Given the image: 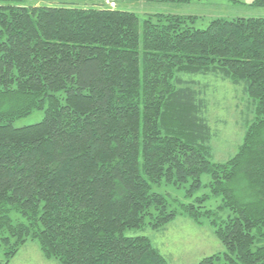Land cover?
Instances as JSON below:
<instances>
[{
	"label": "trees",
	"instance_id": "trees-1",
	"mask_svg": "<svg viewBox=\"0 0 264 264\" xmlns=\"http://www.w3.org/2000/svg\"><path fill=\"white\" fill-rule=\"evenodd\" d=\"M127 1L139 0L0 5L5 264L30 240L59 264H169L147 237L125 232L178 215L210 219L227 250L198 264H264V18L197 29L194 17L140 20L115 8ZM194 74L243 84L253 99L255 120L226 163L212 161L209 101L184 77ZM35 111L41 122L14 126ZM205 174L216 209L204 205L208 194L171 208L152 191L189 184L193 196ZM226 209L227 219H211Z\"/></svg>",
	"mask_w": 264,
	"mask_h": 264
},
{
	"label": "rangeland",
	"instance_id": "rangeland-1",
	"mask_svg": "<svg viewBox=\"0 0 264 264\" xmlns=\"http://www.w3.org/2000/svg\"><path fill=\"white\" fill-rule=\"evenodd\" d=\"M255 0H193L189 3L147 2L145 0L120 2L115 5L122 11L137 15L140 20L150 15H178L194 17L190 23L197 29H206L211 21L218 18L233 20L237 18H264V7L254 5ZM81 0H0V5L24 4L26 6H62L79 4ZM114 7V6H113ZM186 80L195 82L205 91L209 101L208 120L214 132L212 142L214 163H226L236 155L242 145L250 124L255 120L253 99L245 92L243 84L235 85L215 75H184ZM44 111L14 122V126L24 127L43 120ZM209 175L202 176V188L189 196V184L177 188L170 184L154 185L153 192L167 196L171 208L179 203L190 204L204 195H211L208 187ZM222 204L221 197L212 196L204 203L206 208L216 209ZM14 220H21V215L12 212ZM231 216V212L219 210L211 219L221 222ZM151 218H146V225L141 229L127 230L128 237H147L153 247L167 259L169 264H198L202 259L227 252L216 234V228L210 219L203 218L201 223L188 215H178L164 227L154 229ZM0 264H5V255L0 252ZM8 264H59L56 259L48 258L35 240L28 241Z\"/></svg>",
	"mask_w": 264,
	"mask_h": 264
}]
</instances>
